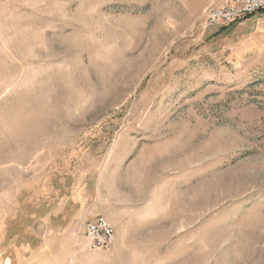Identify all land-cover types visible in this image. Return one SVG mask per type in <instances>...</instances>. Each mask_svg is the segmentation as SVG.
Returning a JSON list of instances; mask_svg holds the SVG:
<instances>
[{"label":"rangeland","instance_id":"rangeland-1","mask_svg":"<svg viewBox=\"0 0 264 264\" xmlns=\"http://www.w3.org/2000/svg\"><path fill=\"white\" fill-rule=\"evenodd\" d=\"M212 1L0 0V252L264 264V14Z\"/></svg>","mask_w":264,"mask_h":264},{"label":"built area","instance_id":"built-area-1","mask_svg":"<svg viewBox=\"0 0 264 264\" xmlns=\"http://www.w3.org/2000/svg\"><path fill=\"white\" fill-rule=\"evenodd\" d=\"M260 14H264V0H213L204 11L203 22L207 27L229 26ZM83 234L93 251H109L115 243V228L102 215L88 218Z\"/></svg>","mask_w":264,"mask_h":264},{"label":"crops","instance_id":"crops-1","mask_svg":"<svg viewBox=\"0 0 264 264\" xmlns=\"http://www.w3.org/2000/svg\"><path fill=\"white\" fill-rule=\"evenodd\" d=\"M0 264H21L18 258L9 252H0Z\"/></svg>","mask_w":264,"mask_h":264}]
</instances>
